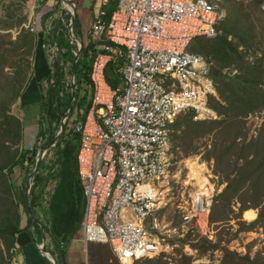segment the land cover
Here are the masks:
<instances>
[{
  "label": "built area",
  "instance_id": "2783aa9c",
  "mask_svg": "<svg viewBox=\"0 0 264 264\" xmlns=\"http://www.w3.org/2000/svg\"><path fill=\"white\" fill-rule=\"evenodd\" d=\"M47 1L35 0L34 9ZM247 1L260 2L264 10V0ZM224 2L119 0L113 12L100 10L90 29L86 47L92 106L73 128L79 138L76 173L84 201L83 238L86 244L110 246L120 264L174 250L163 220L172 203L182 217L172 232L212 238L213 201L223 190L219 183L209 194L194 190L197 180L189 176L180 182L172 134L181 115L192 113L195 121L218 119L210 107L211 98L219 99L214 63L189 47L197 37H217ZM41 24L42 19H34L31 32L40 35ZM54 30L55 25L47 28L49 34ZM72 36L71 44L82 51L85 46ZM51 43L43 48L55 61L59 47ZM108 68L122 86L110 84ZM127 210L135 213L134 221L122 218Z\"/></svg>",
  "mask_w": 264,
  "mask_h": 264
},
{
  "label": "trees",
  "instance_id": "16d2710c",
  "mask_svg": "<svg viewBox=\"0 0 264 264\" xmlns=\"http://www.w3.org/2000/svg\"><path fill=\"white\" fill-rule=\"evenodd\" d=\"M238 2L225 0L223 8L227 16L217 25L216 38L197 37L189 47L191 52L210 57L214 63L212 77L219 99L211 98L210 107L220 119L195 121L192 113L181 115L173 125L172 143L175 137L179 138L182 147L177 146L185 151L184 157H187L196 154L195 141L207 136L214 137L207 158L215 161L213 174L220 178V185L226 184V187L214 198L211 210L210 221L216 228L217 241L189 232L183 242H192L190 246L196 256L187 255L180 250L176 264H194L197 259L208 256L214 258L216 251L222 252L220 264H264V246L252 258L250 252L242 255L223 246L221 237L232 220H239V232H252L262 228L264 234V122L258 135L251 140H248L246 128L249 115L264 113V18L262 16L256 20L253 15L257 10L264 15V10L258 1L251 2L249 9ZM52 34L51 41L57 43L59 54L54 61L53 74L48 77L49 88L41 105L38 140L32 149H25L22 147L24 124L11 113V109L32 77L37 36L23 30L13 40L10 34L0 32V240L4 246V250L0 249V264H13L18 236L29 231L34 240V230L38 233L35 242L41 244L43 234H47L52 245H47L46 251L56 257L58 264H67L65 255L69 244L77 229H82L83 216L80 214L69 239L62 243L53 230L47 226H41V229L38 221H35L37 209H44L47 201L45 194L50 190L48 187L61 158L56 160L54 157H45L40 164L29 198L33 216L29 214L23 189H16L11 179L16 168L30 172L31 167L36 165L40 141L44 140L43 150L46 149L56 137L57 128L61 126L72 104V95L67 96L71 85L67 83L66 67L69 60L74 62L73 50L77 46L71 44L66 31L62 32L56 26ZM89 50L88 47L82 49L81 59L76 65L75 91L78 95H75L74 111L66 122L64 135L55 150H49L46 156H50L52 152L62 153L67 140L72 139L75 123L81 115L85 118L92 106ZM233 69L236 70L234 75L231 74ZM108 80L114 88L118 87L114 82L119 83V78L115 81ZM77 83L82 89H79ZM84 85L89 88L83 87ZM45 123L49 126L47 129L44 128ZM179 131L181 136L177 135ZM177 146L174 145V151ZM75 182L80 187L77 176ZM234 204L239 206V213L235 218L232 216L236 215ZM250 210H258V217L246 224L241 218ZM23 211L28 215L25 227L22 225ZM92 247L88 248L90 264H120L116 257L111 256L108 246H99L95 256L92 255ZM164 257L165 254H162L158 259L144 261L148 264H168L162 260ZM211 261L210 264H215L213 259ZM46 262L52 264L48 259Z\"/></svg>",
  "mask_w": 264,
  "mask_h": 264
},
{
  "label": "rangeland",
  "instance_id": "374dc122",
  "mask_svg": "<svg viewBox=\"0 0 264 264\" xmlns=\"http://www.w3.org/2000/svg\"><path fill=\"white\" fill-rule=\"evenodd\" d=\"M54 1H55L54 2L55 4H51V6H48L49 1H47V3L42 4L44 6L42 9L35 10L34 9L35 0H0V32L10 34L11 38L13 40H15L23 30H26V31H29L30 33H32L30 28H29V24L34 19L40 18V20L42 19V24L39 26V29H41V31H42L41 35H44L45 39L50 40L52 38V34H49L47 32V28L50 27L51 25H54L56 23V21H58V18L60 17V14H61L59 12L63 11L61 0H54ZM80 1L81 0H77V2H80ZM236 1L243 3L248 9L250 8V5L252 4L251 2H249L247 0H236ZM245 10L247 11V9H245ZM222 15H223V18H225L227 16V12L224 8H223V14ZM253 15H254V18L256 20L258 18H262V16L264 18V15H262L258 10H257V13L253 14ZM79 17L81 18L80 12H79ZM60 20H61V18H60ZM86 24H87V22H86ZM86 24H82V31L84 33H85V29H86V27L84 25H86ZM13 25H14V27H12ZM66 27H67V24H66ZM66 27L64 26L63 31H65V29H67ZM78 28L79 27L77 25L76 26V31H77L76 34L78 33ZM32 34L36 35L35 33H32ZM81 37H84V38H82V40H84L83 42L85 44H87L88 43V37L85 35H81ZM73 65H74V62L72 60H69L67 63V67H66V72L68 73L66 79H67V83H69V84L72 82L71 68ZM32 67H33V61H32ZM226 72H229V70H226ZM231 74L232 75L236 74V70L233 69V71H231ZM114 84L118 87L122 86L121 82L117 83L115 81ZM77 86H79V89H82V86L79 83H77ZM83 87H87V89L89 88L87 85L86 86L84 85ZM76 93L78 95V92H76ZM70 94L72 95V99H73V93H72L71 87L69 88V92H68L67 96ZM15 105L12 106V109H11L12 114H13V107ZM219 119L220 118L218 117V119H216V120H219ZM263 122H264V113H256L253 115L252 114L249 115V117L247 118V122H246V128H247V132H248L247 133L248 134V140H251L252 138H254L258 135V132H259ZM48 127L49 126L45 123L44 128L47 129ZM59 132H60V126H59V128H57L56 136ZM177 135L181 136L182 133L179 131L177 133ZM71 138L72 139H68L67 142L65 143L64 149H67L68 146H71L70 150L72 151L73 157L75 159L76 155H77V147L79 145V138L77 136H75L74 133L72 134ZM43 143H44V140H41L39 152H43L45 150V149L43 150ZM213 143H214V137H212V136H207L205 138L199 139V140L194 142V146L197 148L196 154H194V155L192 154V155H189L187 157H184L185 151L183 152L182 148L177 146V145L181 146L182 141L177 137H175L173 139L172 152H174V157H177L178 158L177 161H178V163H180V172L182 173V178L180 181L181 183L186 181V178L188 176L191 177L192 172H191V170L187 169V167L189 168L187 161L198 159L200 161L201 165H203V164L206 165L207 173L204 172L203 175L207 176L209 178L211 185L218 184V183L220 185V180H219L220 178L218 176H217L218 178H215V175L213 174L215 161L213 159L210 160L207 158L208 152L212 149ZM174 145L177 146L176 151L173 150ZM22 147H24V141H23ZM52 149L55 150V147H51L50 150H52ZM45 157H46V159L47 158L51 159L53 157V153L50 154V156L48 155ZM35 166L31 167L30 172L25 170V172H26L25 178L22 181V184L19 185L23 189V193H25V197H26V193H27V189H26L27 181H28L30 174L34 171ZM17 171H19L18 168L15 169L14 174L11 177L12 182H13L16 189L18 187L17 186V184H18L17 183ZM32 182H31V187H32ZM57 185L58 184H57L56 177H53L52 181L50 183V186L48 187V189H50V190H48V192H46V194H45L47 201H45L44 209H42V208L37 209V212L35 214L36 215L35 221H38L40 228H41V226H47L48 228L53 230L55 235L61 239L62 243H66V241H67V239L71 233L70 232L71 229L73 228L72 230H74L76 227L77 219H78L79 215L80 214H82V216L84 215V205H79V206L76 205V202H77L76 198H75V204H74V202H72L73 199L71 196L72 195L71 189L73 188V186L72 185L69 186L68 187L69 198H67V200L69 201V203H72L75 207H78V209L75 210V208H73L74 210L71 211L70 207L67 208L69 211H71V216L72 217L74 216V223H73L74 225H72L71 221H68V224H66L64 221L65 218L61 216V212L64 211L63 208H65L67 203H61L59 205V207L57 205L52 207V204H53L52 200H53L54 194L56 192ZM175 187H176V185H175ZM180 187H181V185H178V187H176V188H178V190H180ZM225 187H226V184L220 185V190L222 191ZM193 188H194V190H200L198 180H197V182H195L193 184ZM78 195H79V193H78ZM29 198H30V195H29ZM173 198L175 201L177 199V194H175L173 196ZM173 204L174 203L170 204L167 207V209L163 212V220L166 223L165 226H167L166 230L167 231L171 230V232L166 233L165 237L168 239L167 240L168 243H170L171 245H174V247H175L174 250L171 251L170 253H165V257L162 258V260L167 261L168 264H176L177 263L176 261L179 259V257L177 255H178V252L180 250H182L187 255L196 256V252L190 246V243H192V242H185V243L183 242V239L186 237L187 233L172 232L173 228L178 227L182 223V217L177 211V205H173ZM60 209H63V211H60ZM68 210H67V212L70 213ZM233 210L235 211L236 215L232 214V216H233V218H235L238 216L239 206L237 204H234ZM257 211L258 210H250L248 212L249 215L247 216V214H248L247 213L246 216H244V218L242 216L241 220L246 224H250L251 222H253L257 219V217H258ZM121 216H122V218L124 217V219H125L124 221H129V220L134 221L135 220V213L132 210L124 211ZM238 221L239 220H232L229 224L230 227L223 230V232L221 234V237L223 239L222 245L227 246L231 251H236L242 255H246L248 252H250L251 257L254 258L255 255L257 254V252L259 250H261L264 246L263 229L258 228L252 232H239L240 226L238 224L239 223ZM64 223L67 226L69 225V227H68L67 231L61 232V229H63ZM27 224H28V215L23 211L22 212V225L25 227ZM41 229H43V228H41ZM215 229L216 228L212 225L211 230L213 233L210 234V237H212V238L207 237L209 240H212L213 242L217 241V231ZM26 232H28V231H26ZM37 234H38L37 231L34 230V235L38 237ZM82 237H83V230L79 228L75 232V235L73 237L74 240L70 242L69 249L66 252L65 260H66L67 264H90L88 256L85 258L83 255H75L74 253H70V251L74 252L76 250V248L79 247L78 244L80 243V240L82 239ZM42 238H43L42 243L39 246H42L43 244H45L44 249L47 250L46 246L48 245L51 247L52 240L45 233L43 234ZM72 247H73V249H72ZM0 249L4 250V246L1 242V240H0ZM87 254H88V251H87ZM158 258L159 257H154L152 259H158ZM221 258H222V252L216 251L214 253V258H210L208 256V257H204L201 259H197L194 264H200V263L201 264H210V263H212L211 259H213L215 264H220ZM86 259H87V262H86ZM13 263H15V261ZM91 264H93V263H91ZM135 264H148V263L143 260V261L137 262Z\"/></svg>",
  "mask_w": 264,
  "mask_h": 264
},
{
  "label": "crops",
  "instance_id": "0c3cea01",
  "mask_svg": "<svg viewBox=\"0 0 264 264\" xmlns=\"http://www.w3.org/2000/svg\"><path fill=\"white\" fill-rule=\"evenodd\" d=\"M48 6H51V4H55L54 0H48ZM119 0H92V3L90 6H85L86 0H81L80 2H77L76 0H61L62 3V10L60 14V17L58 18V21H56L55 26L60 28V30L64 29V26L67 29H65L67 33V37L72 41V38L74 37L85 47L87 44H85L82 40L81 35H85L89 37L90 29L94 23V20L96 18L97 13L100 10H107L109 13H111L114 9V7L117 6ZM79 12L80 16L79 17ZM61 18V20H60ZM46 19V18H45ZM87 22V24H86ZM82 24L86 27L85 33L82 31ZM78 25V33L76 34V26ZM63 27V28H62ZM75 27V28H74ZM72 29V32H71ZM37 36V47L35 49V56L33 59V74L32 77L28 83L27 88L21 95L20 99L16 103V105L13 107V114L20 118L24 124V147L25 149H32L37 140H38V133H39V123L40 118L42 114L41 105L44 101L45 96L48 92V77L53 74L54 68V61L51 59L49 55V51L43 48V45H48L49 43L52 44L51 39L47 40L45 39L44 35H36ZM89 40V39H88ZM80 48L77 46L75 50H73V53L76 52L74 65L71 68V74H72V84L73 81L75 83L76 81V65L78 61L81 59V54L79 55ZM70 83V85H71ZM30 131V132H29ZM71 146H68L67 149H64L62 153H53V157L56 160L60 161V165L58 169L54 170V177H56L57 180V188L56 192L54 194L53 200H52V207L58 206L61 203H67L65 206L64 211L63 209H60L61 216L65 218V223L68 224V221H71L72 225H74V216H71V211L78 209V207H75L72 203H69L67 198H69V192L68 187L73 186L71 189L72 193V199L75 204V198H76V205H84L83 197L81 188L76 185V158L74 159L72 151L70 150ZM51 153V154H52ZM44 160V159H43ZM25 170H19L17 171V186L20 188L19 185L22 184V181L25 178ZM79 195H78V193ZM77 193V194H76ZM71 208V211H69L67 208ZM67 210L70 212L68 213ZM258 212V211H257ZM77 213V212H76ZM63 224V229H61V232H65L68 230L69 225ZM24 227V226H23ZM73 229V228H72ZM71 233L72 234V230ZM60 230V229H59ZM69 235V237H70ZM68 237V239H69ZM37 236L34 237V240L32 239L30 232H23L21 233L17 238V245H16V257H15V264H47L46 258L41 255L39 245L35 241H37ZM67 239V240H68ZM74 238L72 239V241ZM79 247L76 248L74 252L75 255H83L85 258L88 256V246L89 244H86L84 242V238L80 240V243L78 244ZM90 246H93L91 249L93 251V256H95L96 249L99 246H108L105 244H97L92 243ZM88 247V248H87ZM109 250V253L112 257H115L113 254L110 246L107 247ZM73 249V247H72ZM18 254V255H17ZM87 262V259H86Z\"/></svg>",
  "mask_w": 264,
  "mask_h": 264
},
{
  "label": "water",
  "instance_id": "95a60500",
  "mask_svg": "<svg viewBox=\"0 0 264 264\" xmlns=\"http://www.w3.org/2000/svg\"><path fill=\"white\" fill-rule=\"evenodd\" d=\"M91 3H92V0H86L85 6H90ZM80 54H81V49L79 51V55ZM107 75H108V78L111 81H115L116 78H117V76L115 75V73L113 72V70L111 68L107 69ZM72 93H73L72 104H71V107H70L69 111L66 113V115L64 116V118H63V120L61 122L60 132L53 139V141L48 145V147L43 152H40L39 157H38L37 162H36L35 169L30 174V176L28 178L27 185H26V189H27L26 202H27V207H28L29 214L31 216H33V212L31 210L30 202H29V195H30V192H31V182L33 181L35 175L37 174V172L39 170V167H40V164L43 161V159L45 158V156L48 153V151L51 149V147H55L57 145V143L61 140V138L64 135L66 122L69 119V117L71 116V114L73 113L74 108H75V95H76V92H75V86L74 85L72 86ZM44 247H45V244H43L42 246L39 247L41 255L43 257H45L46 259H48L52 264H58V261H57L56 257L54 255H52L51 253L47 252L44 249Z\"/></svg>",
  "mask_w": 264,
  "mask_h": 264
},
{
  "label": "bare ground",
  "instance_id": "6f19581e",
  "mask_svg": "<svg viewBox=\"0 0 264 264\" xmlns=\"http://www.w3.org/2000/svg\"><path fill=\"white\" fill-rule=\"evenodd\" d=\"M189 168L191 170V177L193 179L198 180L200 191L203 190V192L208 194V191L211 189V183L207 176H204V172L207 173L206 165H201L200 161L198 159L189 160L187 161Z\"/></svg>",
  "mask_w": 264,
  "mask_h": 264
}]
</instances>
